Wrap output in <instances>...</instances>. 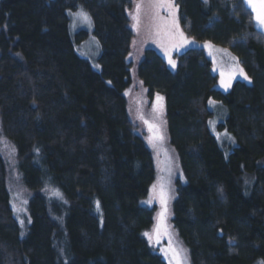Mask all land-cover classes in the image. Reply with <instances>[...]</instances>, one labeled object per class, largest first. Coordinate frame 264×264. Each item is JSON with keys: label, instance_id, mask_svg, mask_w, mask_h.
I'll return each mask as SVG.
<instances>
[{"label": "trees", "instance_id": "trees-1", "mask_svg": "<svg viewBox=\"0 0 264 264\" xmlns=\"http://www.w3.org/2000/svg\"><path fill=\"white\" fill-rule=\"evenodd\" d=\"M78 6L92 17L100 72L70 41L66 10ZM175 16L195 44L173 67L163 53ZM199 42L227 49L248 79L217 90ZM155 94L185 179L171 222L190 264L264 262V38L242 0H0V127L28 193L22 237L0 157V264H166L144 236ZM210 98L228 111L227 157L207 128Z\"/></svg>", "mask_w": 264, "mask_h": 264}, {"label": "rangeland", "instance_id": "rangeland-1", "mask_svg": "<svg viewBox=\"0 0 264 264\" xmlns=\"http://www.w3.org/2000/svg\"><path fill=\"white\" fill-rule=\"evenodd\" d=\"M81 12L87 14L89 17L87 21L83 20L78 15ZM66 16L68 19V34L75 53L80 58L85 59L93 71L100 72L99 57L102 49L93 32L94 24L92 17L83 6H78L75 9H67ZM159 29L162 30V27L160 26ZM165 30H169L168 35H165V38L169 39V44L167 50L163 53V59L167 62V65L171 66L169 59L173 61V53H181L190 45L195 44V42L190 41L184 36L183 38L189 42L185 43L184 40L181 39L179 32L180 28L176 16L174 17V20H171L170 26ZM206 43L211 47H205ZM197 45L205 51L211 61L212 72L217 76V90L225 93L230 89V86L234 81L246 80L244 78V73L241 75L240 70L242 68L240 64L227 49L209 42H199ZM221 73H223V79L228 82L227 87L221 85ZM229 77H231L230 80ZM158 96L162 97L159 94L153 96L150 106L151 113L149 117L145 119L144 123L149 145L154 154L157 167L155 180L152 183L147 196L143 200V204L153 210V222L145 232L152 236V240L150 241L148 237L144 236L152 250L158 254L166 264H169L171 256L170 254L166 256L165 252L170 246L186 250L178 239L171 222V203L176 195V186L177 183L183 185L185 179L176 161L172 157L171 151L164 137V101L163 98L158 100ZM210 101L213 103L210 104ZM207 107L210 111V116L206 121L207 128L210 134L214 137L223 155L227 157L236 144L233 135L224 127L228 116L227 108L220 101H216L212 98L207 100ZM150 126H152L151 129ZM157 135L161 137V139H153ZM0 157L5 164L6 183L10 191V207L14 217L20 225L21 236L23 237L28 224L26 207L28 193L20 182V174L24 173V171L27 170V167H22V161L18 152L5 139L1 127ZM154 185L155 188L153 187ZM161 188H163V191L166 193L167 201V213L163 222H161L158 217V214L162 210L159 195ZM149 199H151V203H146ZM157 226L160 227L159 236H157L155 232ZM157 239L159 240L158 243ZM183 255L186 257V264H190L187 251H185ZM254 264H264V262L257 260Z\"/></svg>", "mask_w": 264, "mask_h": 264}, {"label": "snow or ice", "instance_id": "snow-or-ice-1", "mask_svg": "<svg viewBox=\"0 0 264 264\" xmlns=\"http://www.w3.org/2000/svg\"><path fill=\"white\" fill-rule=\"evenodd\" d=\"M246 3L249 4V6L253 9V12L255 14V20L257 21V23L261 26H264V0H246ZM160 6H163L162 4ZM137 10H139V5H137ZM83 20L87 21L89 19V17L87 16L86 13H79L78 14ZM133 19H136V17L134 16ZM181 39L184 40L185 43H188L189 41H187L186 39L183 38V34L180 33ZM205 47H211L210 45H208L207 43L205 44ZM167 54V53H166ZM235 59V58H233ZM169 63L173 65V67H175V62L172 61L171 59H169ZM241 75H243V70H240ZM222 79H221V85L224 87L228 86V82H226L223 79V73H221ZM245 79H248L246 76L244 77ZM231 79V77H229V80ZM158 100L162 99V97H157ZM210 104L213 103L212 101L209 102ZM152 126H150L151 129ZM153 139H161V137H159L158 135L155 136ZM151 142V140H150ZM155 188V185L153 186ZM160 200H161V212L158 214V217L160 219L161 222H163L166 213H167V207H166V193L163 191V188H161L160 191ZM146 203H151V199H149L148 201H146ZM156 235L159 236L160 234V227L157 226V228L155 229ZM144 235L146 237L149 238V240H152V236L149 233H144ZM159 242V240L157 239V243ZM186 250L184 249H177L175 247H169V249L165 252V255H169L171 256L170 260H169V264H186V257L183 255V253Z\"/></svg>", "mask_w": 264, "mask_h": 264}, {"label": "water", "instance_id": "water-1", "mask_svg": "<svg viewBox=\"0 0 264 264\" xmlns=\"http://www.w3.org/2000/svg\"><path fill=\"white\" fill-rule=\"evenodd\" d=\"M244 6L250 11L251 15H252V21H253V27L260 32L263 35L264 38V26H261L257 23V21L255 20V14L253 12V9L249 6L248 3H246V0H242Z\"/></svg>", "mask_w": 264, "mask_h": 264}]
</instances>
